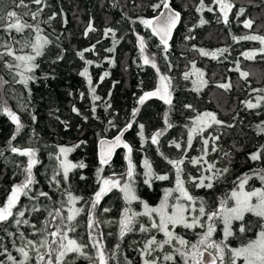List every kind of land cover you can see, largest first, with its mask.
Returning a JSON list of instances; mask_svg holds the SVG:
<instances>
[{
  "label": "trees",
  "instance_id": "trees-1",
  "mask_svg": "<svg viewBox=\"0 0 264 264\" xmlns=\"http://www.w3.org/2000/svg\"><path fill=\"white\" fill-rule=\"evenodd\" d=\"M159 0H44L43 5H36L32 0H24L27 5L17 7L19 0H0V17H6L7 11H16L19 18L28 24H39L40 35L46 37L50 43L46 46L44 55L37 58V67L34 71L36 79L29 81L28 86L16 83L13 80L14 72H10L0 61V77L8 81L0 87V104L6 102L7 106L21 119L24 127L17 134V139L12 141L20 147H32L37 150L38 163L33 167V176L36 183L32 186L30 196L40 191H45L50 198L38 197L29 199L21 197L18 208L25 211L29 224L21 223L18 227L14 222L0 224V244L6 247L14 256L16 247L23 246L26 239H31L39 245L47 232L55 230L58 222L53 221L48 215L49 211L61 209V214L66 217L70 205L67 202L65 189L72 195L82 197L75 207L83 209L75 223L73 237L88 244L85 249L90 255H95V250L88 241V232L92 231V237L98 243H102L106 255L116 253L115 260H109L108 264H125V260L132 264H140L139 249L151 236L163 239V233L155 230L149 233L139 232L138 224L135 230L127 233L122 239L119 237V219L125 207L133 211L143 212V206L139 201L126 205L122 194L113 190L104 196L100 205L92 210V217L97 221L92 230L88 229L89 210L91 198L98 190V173L100 167L97 157V140L102 136H112L118 128H122L128 122H133V128L125 133V141L130 143L134 151L133 163L136 165L137 176L135 187L137 194L150 206L159 204L166 188L175 186V170L167 163L160 153L169 159L185 160L184 178L187 176H199L208 163H213L216 168L228 166L230 171L226 179L214 185L213 189H197L188 185L190 191L197 196L204 197L212 207H218L219 201L232 189V182L243 173H251L253 169L264 168V160L251 161L249 155L264 146V133L257 127H264V101L261 106L248 109L246 101L257 102V98L264 96V91L256 92L253 89H264V54L259 53L262 47L258 41L233 40V36L264 35V0H232L235 7L229 13V22H223L219 7L212 0H205L207 7L214 11L208 12L205 8L197 12L199 0H170V4L181 13V21L177 25L172 38L169 40V48L164 51L159 39L154 36L151 29L139 23V18H152L159 10L153 11L151 5ZM38 7L43 11L36 20L31 13L36 12ZM243 7L245 12L238 15ZM25 13H28L25 15ZM55 14V18L49 20ZM204 18L207 23L200 25L199 21ZM253 20L251 29H246L243 22ZM89 23L95 31L85 36V30ZM112 28L115 37L111 34L104 35L106 29ZM36 33L32 29H25L23 34L4 31L0 24V44L12 43L11 37L23 42L25 38L34 39ZM144 38V51L141 53L137 37ZM190 37V38H189ZM99 41V43H97ZM115 41V43H114ZM95 48L84 52L82 60L78 51ZM14 49H19L20 44L13 43ZM195 46V48L193 47ZM114 48L109 52L107 49ZM203 48L208 52L218 49H227L222 54L218 52L216 58L201 56L196 49ZM257 52L254 59H246L242 53L247 51ZM4 49L0 48V52ZM24 49V52H30ZM17 55H22L17 51ZM63 59H57L59 55ZM154 59L157 68L143 63V57ZM5 61L15 63L12 57L5 56ZM89 60L92 63L86 64ZM204 73L203 79L207 82L200 87L193 84L197 76L193 73L188 80L183 74L192 72V63ZM85 68L92 79L89 85L80 72ZM159 69V73L157 72ZM238 69V70H237ZM108 72L109 75L103 77ZM248 72L247 78H242L240 73ZM159 74L168 76L172 82L173 104L171 107L164 104L158 98H150L144 105L138 104V98L145 91L154 90L158 84ZM19 80V77H16ZM230 84L226 89L218 87L219 84ZM200 87L199 91L194 90ZM91 89H95V92ZM93 95L99 96V100H93ZM191 104L192 108L184 106ZM110 105V107H108ZM73 107L79 110V115L72 111ZM95 107V112H93ZM134 108L140 111L132 117ZM168 112L169 121L173 127L165 129L164 113ZM213 112L217 118L224 122L223 125H213L204 132L195 135L192 147L187 145L189 128L197 114ZM36 116L33 122L31 117ZM112 121V124H109ZM145 125V139L141 142L138 136L140 124ZM232 125L227 127L226 125ZM160 129H165L159 143H151V135ZM15 131V125L6 114L0 113V202L6 199L12 185L24 179V175L17 164L26 165L27 158L13 154L9 150L8 141ZM218 136V140H213ZM203 139L209 140L208 154L204 156L200 164L193 165L190 160L203 155ZM83 141V143H81ZM172 141L179 142L181 149L172 145ZM215 144L217 151L213 152ZM73 151L67 153L68 161L72 163L83 162L86 167L73 169L69 174V181H63L60 161L64 158L59 153L60 147H73ZM125 149H118L112 157L110 164L104 166L100 177H110L113 174L126 173L127 161L124 159ZM186 153V155H185ZM224 153H230L228 157ZM147 158L158 174H168V181H153L152 187L143 184V160ZM59 173V175H57ZM209 175L210 173H204ZM56 180H53V176ZM84 177V179H81ZM126 179V176H125ZM56 181H59V186ZM252 187H259L260 181L255 177L249 182ZM178 195L173 193V197ZM64 201L63 205L59 201ZM170 198V203H174ZM36 206L40 211L33 212ZM110 208L108 213L103 208ZM15 211V210H14ZM139 222L148 226L147 217H138ZM158 220V217L156 218ZM254 224L256 218L248 216ZM47 222V223H46ZM65 223L67 221L65 220ZM35 225V227H33ZM14 235L9 236L7 232ZM46 229V231H45ZM255 230V229H254ZM177 234L184 236L191 243L198 240L197 232L203 229L186 230L182 227L175 229ZM20 233H24V240ZM249 236L251 233L248 234ZM223 238L222 225L213 235V239ZM49 240L52 238L49 236ZM237 232V238H230L231 246L238 247L241 240ZM119 245V249L116 246ZM179 247V245H176ZM41 253L45 249H40ZM165 251H171L165 246ZM160 264H172L162 260ZM32 259L29 264H36L35 251L30 252ZM0 259L5 257L0 256ZM177 264H182L180 258L175 257ZM77 264H88L85 259H80Z\"/></svg>",
  "mask_w": 264,
  "mask_h": 264
},
{
  "label": "snow or ice",
  "instance_id": "snow-or-ice-1",
  "mask_svg": "<svg viewBox=\"0 0 264 264\" xmlns=\"http://www.w3.org/2000/svg\"><path fill=\"white\" fill-rule=\"evenodd\" d=\"M32 2L38 6L43 5L44 0H32ZM213 4L218 5L219 11L222 15L223 22L227 25L229 22V13L235 7L232 0H212ZM17 7L26 8L27 5L24 0H19ZM153 11L159 9H164L160 11L158 15L152 18H139V23L143 24L146 28L151 29L154 36L159 38L160 44L163 45L164 51L167 52L169 48V40L172 38L173 30L181 21V13L175 11L170 4V0H159L158 3L151 5ZM206 8L205 0H199V5L196 8L197 12H202ZM208 12L214 11L212 7H207ZM43 11L42 7H38L36 12H32L31 16L33 20H36L39 14ZM245 9L241 7L239 9L238 15H243ZM28 13H25L27 15ZM55 18V14L49 17V20ZM200 25H204L207 21L201 18L199 21ZM253 20L247 19L243 22V26L246 29H251L253 26ZM0 24L3 25L4 31L12 32L13 30L18 34H23L25 29H32L35 31L36 35L34 39L25 38L23 42L16 40L15 37H11L12 43L0 44V48L4 51L0 52V61H3L4 66L8 68L10 72L15 70L13 80L16 83L23 84L25 87L28 86L29 81H34L36 79L34 71L39 67L36 63L37 58L44 55L46 46L50 41L40 35L42 31L37 23L35 26L23 22L16 11H7L6 17H0ZM95 31V28L91 23H89L87 29L85 30V36L89 32ZM111 34L115 37V32L112 28L105 30L104 35L108 36ZM190 38V37H189ZM139 47L141 53L144 51V38L138 36ZM233 40H250L258 41L262 46L258 51L260 54H264V35H245L242 37L233 36ZM20 44L19 49H14L12 44ZM99 43V41H97ZM115 43V41H114ZM195 48V46H193ZM92 48L84 49V51H78L77 55L83 60L84 52L92 51ZM24 49H30V52H24ZM201 56H211L216 58L218 52L223 53L227 49H218L214 52H208L203 48L196 49ZM17 51L24 53L22 55H17ZM107 51L112 52L114 48H109ZM257 52L247 51L242 53L246 59H254ZM5 56L12 57L15 63L5 61L3 58ZM57 59H63V55H59ZM86 64H91L89 60L85 61ZM143 63L145 65H151L153 68H157L154 59H150L147 56L143 57ZM238 70V69H237ZM159 73V69H157ZM195 73L197 80H193V84L199 86H204L207 82L203 79L204 73L196 68L195 62L192 63V72H185L183 78L188 80L190 76ZM109 75L108 72L103 74L101 80ZM242 78H247L249 76L248 72L240 73ZM19 80H16V77ZM80 76L85 77L88 80L89 85L92 84V79L88 74V69L85 68L80 72ZM3 77H0V87L7 84ZM200 87L194 90L199 91ZM218 87L223 89H228L231 87L230 84L221 83ZM172 82L168 76L159 75V83L154 90L145 91L138 98V104L144 105L146 101L150 98H158L164 102V104H173L172 97ZM93 93L95 89H91ZM253 91L261 92L264 89H253ZM100 97L93 95V100H99ZM261 101H264V96L257 98L256 103L251 101H246L245 106L248 109H254L261 106ZM110 107V105H108ZM185 108L191 109V104H186ZM93 112H95V107H93ZM73 112L78 115L79 110L73 107ZM140 111L139 108H134L132 111V117ZM0 113L6 114L11 120L12 124L15 125V131L8 141L9 150L11 153L19 155L21 157H26V165L17 164L16 167L21 169L24 179L19 183H14L6 196V199L0 202V224L14 222L18 227L21 223L27 225L29 221L27 219H21L25 216V211L20 210L18 205L20 203L21 197H28L30 200L38 197L50 198L49 194L45 191H40L34 196H30L29 193L32 192V186L36 183L33 176V167L38 163L37 160V150L32 147H20L14 145L12 141L17 139V134L20 133L24 125L21 122L20 117L13 112L4 102L0 104ZM32 121H36V116L32 115ZM165 129H170L173 127L172 123L169 121L168 112L164 113ZM112 124V121H109ZM224 122L217 118V115L213 112H204L202 114H197L192 120V127L189 128L187 136V145L192 147V141L195 135H199L204 132L206 128H210L213 125H223ZM227 127H232V125H226ZM260 132L264 133V127L260 125L257 126ZM133 128V122H128L123 128L117 129V134L112 139H101L100 149H99V164L100 167L97 169L98 173V190L95 191L93 197L91 198V209L89 210L88 218V229L92 230L97 221L92 217V210H95L101 203V200L108 193L113 190H118L122 194V198L126 205H131L134 201H139L143 206V212L133 211L130 207H125L121 213L119 219V237L122 239L127 233H131L135 230L136 225L139 226V232L149 233L155 230L157 233H163V239H157L156 235H151L143 244V247L139 249L140 253V264H160L159 255H154L159 253L162 255V260L165 262H172V264H177L175 257H179L182 264H264V168L253 169L251 173H243L238 176L235 181L232 182L233 186L229 193H226L222 199L219 201L218 207H212L209 202L201 196L194 195L188 185H192L197 189H213L216 183L221 180L226 179V174L229 173L230 168L225 166L223 168H216L213 163H208L207 167L203 169L199 176L188 175L187 179L184 178V169L181 167L184 165L185 160L181 159H169L160 153L161 156L167 161L169 165L175 170V186L172 188H166L163 193L158 205L155 207L150 206L147 202L142 200L137 194V189L135 187L137 176L135 171L136 165L132 160V153L134 151L130 143L123 139L126 132ZM145 125L140 124L138 130V136L141 142L145 139L144 134ZM165 129H160L155 131L150 139L153 145L159 143L160 137L164 134ZM212 139L218 140V136H213ZM83 143V141L81 142ZM172 145L178 150L181 149V144L176 141L171 142ZM203 155L199 158H192L190 162L195 166L200 164L201 160H204V156L208 154L209 140L203 139ZM80 145H74L73 147H60L59 153L63 155V159L60 161V169H62L63 181L67 183L69 181V174L73 169H83L86 165L83 162L72 163L67 159V153L74 150V148ZM125 149L124 159L127 161V171L126 173H121L119 176L113 174L110 177H100L99 173L104 171V166L109 165L112 159L113 153L119 148ZM213 152L218 149L215 144L212 145ZM186 155V153H185ZM230 153H224L225 157H228ZM0 156H4V152L0 151ZM251 161L264 160V146H261L256 152L249 155ZM143 184L152 187L153 181H168V174H158L153 170L152 164L147 158L143 160ZM204 173H210L205 175ZM59 175V173H57ZM126 176V179H125ZM256 178L260 181L259 187H252L249 182ZM84 179V177H81ZM53 180H56V176H53ZM59 186V181H56ZM67 194V202L70 205L67 211L66 217L61 214V209L56 208L49 211L48 215L53 221H57L55 225V230L47 232V235L42 239L37 245L31 239H26L23 246L16 247L13 243V248L16 253L19 254V258L14 256L6 247L0 244V256L5 257V259H0V264H29L32 259L30 256L31 251L36 253V264H77L80 259H85L88 264H108L109 260L116 259L115 251L111 255H106V250L102 243H98L92 237V231L88 232V241L95 250V255H90L85 251L88 244L83 243L81 240L73 237L70 233H75L77 229V224L75 221L77 217L81 214L83 209L75 207L78 200L83 199L82 197L72 195L71 191L65 189ZM173 193H177L173 197ZM170 198L174 199V203H170ZM63 205L64 201H59ZM15 210V211H14ZM33 212L40 211L39 208L33 206L31 209ZM110 208H103V212H110ZM256 218L255 224L248 219V216ZM138 217H147L148 226L145 223L138 221ZM158 217V220L156 219ZM65 220L67 223H65ZM47 223V222H46ZM222 225L223 238L216 240L213 239L214 233L217 232L218 226ZM35 227V225H33ZM182 227L186 230L193 229H203L202 232H197L198 240L196 243H191L184 236L177 234L175 229ZM255 229V230H254ZM7 232V229H5ZM46 231V229H45ZM237 232L239 237H246V240L242 239L238 247L231 246L230 238H237ZM251 233L249 236L248 234ZM9 236L14 235L11 232H7ZM52 239L49 240L48 237ZM20 237L24 240V233H20ZM176 245H179L177 247ZM165 246L171 249V251H165ZM43 248L45 251L41 253L40 249ZM119 249V245L116 246ZM125 264H132V261L125 260Z\"/></svg>",
  "mask_w": 264,
  "mask_h": 264
},
{
  "label": "water",
  "instance_id": "water-1",
  "mask_svg": "<svg viewBox=\"0 0 264 264\" xmlns=\"http://www.w3.org/2000/svg\"><path fill=\"white\" fill-rule=\"evenodd\" d=\"M171 7H172L175 11H177L172 5H171ZM160 11H164V9H162V8L159 9V11H158L155 15H158ZM155 15H154V16H155ZM154 16H153V17H154ZM175 29H176V28H175ZM175 29L173 30V33H174ZM173 33H172V35H173ZM157 38H158V37H157ZM158 39H159V38H158ZM123 127H124V126H123ZM123 127H122V128H123ZM116 134H117V132H116L114 135H112V136H102V137H100V138L97 140V144H96V146H97V157H98V159H99V149H100V144H99V142H100V140H101V139H109V140H110V139H112ZM123 139H125V138L123 137ZM121 148H122V147H121ZM119 149H120V148H119ZM117 150H118V149H117ZM117 150H116V151H117ZM116 151H115V152H116ZM115 152L113 153L112 157L114 156Z\"/></svg>",
  "mask_w": 264,
  "mask_h": 264
},
{
  "label": "rangeland",
  "instance_id": "rangeland-1",
  "mask_svg": "<svg viewBox=\"0 0 264 264\" xmlns=\"http://www.w3.org/2000/svg\"><path fill=\"white\" fill-rule=\"evenodd\" d=\"M159 75H161V74H159ZM158 83H159V76H158ZM158 85V84H157Z\"/></svg>",
  "mask_w": 264,
  "mask_h": 264
}]
</instances>
